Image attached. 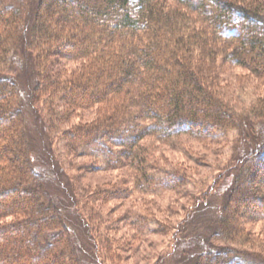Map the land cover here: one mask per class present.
I'll list each match as a JSON object with an SVG mask.
<instances>
[{
	"label": "trees",
	"instance_id": "16d2710c",
	"mask_svg": "<svg viewBox=\"0 0 264 264\" xmlns=\"http://www.w3.org/2000/svg\"><path fill=\"white\" fill-rule=\"evenodd\" d=\"M165 1L175 6L165 10ZM29 2L30 11L26 0H0V264L84 263L66 215L30 160L20 89L9 70L14 50L24 42L33 54L30 70L37 82L28 83L29 96L43 115L47 154L61 143L72 158L92 159L94 171L135 172L111 189L91 193L71 185L67 192L69 208L87 225L88 257L101 255L114 264L122 260L119 253L135 246H115L108 234L130 228L141 240L147 232L159 234V220L133 211L117 219L101 217L92 203L154 196L183 183L179 170L153 163L150 149L141 144L145 139L215 141L225 130L250 123L245 118L240 123L211 91L214 74L207 67L220 57L264 87V0ZM194 20L199 28L191 26ZM67 63L80 68L64 76ZM258 102L260 109L249 117L264 119V98ZM96 108L104 110L100 118L72 124L76 112ZM245 162L237 182L243 188L239 184L227 198L221 230L210 238L212 250L198 255L199 264H264V250L244 254L235 246L246 241L235 219L239 208L253 210L249 219L264 217L261 190L251 194L243 182L261 173L264 181V148L253 150ZM218 241L225 245H214Z\"/></svg>",
	"mask_w": 264,
	"mask_h": 264
},
{
	"label": "rangeland",
	"instance_id": "374dc122",
	"mask_svg": "<svg viewBox=\"0 0 264 264\" xmlns=\"http://www.w3.org/2000/svg\"><path fill=\"white\" fill-rule=\"evenodd\" d=\"M26 4L30 11L29 0H26ZM164 5L165 10H171L175 6L172 1H165ZM200 25L201 23L194 20L191 26L199 28ZM24 40H29V30L26 31ZM25 46L26 42L14 50L9 70L20 89L31 146L30 160L50 195L57 200L58 207L66 215V222L76 238L77 247L84 255L83 264H113L101 260V255L88 257V241L85 237L86 231L83 230L87 225L72 212V206L69 208L67 192L71 185L76 186L79 191L86 190L91 193L111 189L123 183L127 177L131 180L130 174L135 172L132 173L127 168L94 171L92 159L81 155L72 158L61 143L53 146L52 156L47 154L49 148L46 146V136L40 132L41 123H44L43 115L32 105L29 96V84L34 87L37 82L34 71L30 70L33 54ZM221 59L217 57L213 67H207L214 74L212 80L215 81L213 86L208 85L233 110L235 116L242 118L240 123L245 119L250 123H242L239 129L235 127L225 130L215 141L177 137L165 141L147 138L141 143L150 149L148 154L154 157V164L179 170L184 181L171 192L160 191L154 196L135 195L123 201L106 197L99 203H92L95 212L101 217L117 219L128 211H133L159 220V234L151 235L147 232L146 237L141 240L130 228L108 234L115 246L131 242L136 248L119 253L122 260L114 264H199L198 255L212 250L210 238L218 235L221 230L220 213L227 198L234 194L233 191L240 184L237 183L238 174L246 164L245 159L253 150L264 148V119L249 117L254 109H260L258 100L264 98V87L246 71L230 69L222 64ZM65 67L63 73L67 76L78 70L80 64L67 63ZM207 73L210 74L209 71ZM98 111L97 108L92 111H78L71 122L79 125L90 124L104 112L103 110L100 114ZM262 176L263 173L255 177L247 175L243 181L244 189L252 194L259 188L264 198V181L260 178ZM240 187L243 188V185ZM252 213L253 210L247 207L239 208L238 216L235 217L246 237V241H238L235 246L244 254L264 250V217L249 219L253 216ZM150 228L154 229V224ZM134 235L140 241H135ZM214 245L225 244L218 241Z\"/></svg>",
	"mask_w": 264,
	"mask_h": 264
}]
</instances>
